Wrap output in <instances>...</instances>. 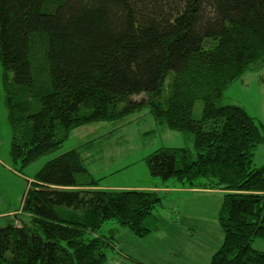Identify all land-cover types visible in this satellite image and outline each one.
<instances>
[{
    "label": "trees",
    "instance_id": "16d2710c",
    "mask_svg": "<svg viewBox=\"0 0 264 264\" xmlns=\"http://www.w3.org/2000/svg\"><path fill=\"white\" fill-rule=\"evenodd\" d=\"M0 61L15 163L53 152L78 126L149 106L195 146L155 150L152 175L224 191L223 241L208 264H264L253 247L264 237V164L252 165L264 131L223 101L264 67V0H0ZM85 153L67 150L28 180L24 218L0 227V264H105L120 231L103 230L108 220L141 237L158 231L162 191L102 188Z\"/></svg>",
    "mask_w": 264,
    "mask_h": 264
},
{
    "label": "rangeland",
    "instance_id": "374dc122",
    "mask_svg": "<svg viewBox=\"0 0 264 264\" xmlns=\"http://www.w3.org/2000/svg\"><path fill=\"white\" fill-rule=\"evenodd\" d=\"M4 67L0 61V213L12 211L15 217L21 208L28 180L49 160L67 150L85 149L87 168L98 183L112 188H137L138 185L163 184L180 191L161 190L164 203L154 210L151 220L158 230L144 237L135 235L116 220H108L103 230L120 228L117 244L109 248L105 264L126 263V257L144 264H208L222 244L223 232L218 222L223 192L216 189L193 191L178 178L164 181L153 176L147 156L161 147L194 146V136L157 125L149 106L131 112L120 120H98L72 129L61 146L47 152L29 164L15 163L11 149V126L5 100ZM145 94L135 95L141 99ZM223 101L241 105L264 131V67L249 70L228 86ZM202 102L197 101L195 116L202 113ZM253 166L264 164V142L254 148ZM190 185V184H188ZM134 187V188H133ZM194 189V188H192ZM160 190V189H159ZM174 191H177L174 189ZM7 223L0 219V226ZM253 247L264 251V237H257Z\"/></svg>",
    "mask_w": 264,
    "mask_h": 264
},
{
    "label": "crops",
    "instance_id": "0c3cea01",
    "mask_svg": "<svg viewBox=\"0 0 264 264\" xmlns=\"http://www.w3.org/2000/svg\"><path fill=\"white\" fill-rule=\"evenodd\" d=\"M31 181V180H30ZM100 187H102V188H109L108 186H105V185H102V184H100ZM134 187H137V188H143V189H145V188H154V189H160V191L161 190H164V191H169V189H170V191H172V192H178V191H180V189H178L179 187H177L175 184L172 186V187H165V185H164V183L163 184H161V185H159V184H156V185H152V186H148V185H138V186H134ZM133 187V188H134ZM174 189H176L177 191H174ZM189 190H193V191H204V190H206V189H192V188H189ZM215 191H221V190H215ZM221 192H223V191H221ZM22 205V204H21ZM12 214H13V212L12 211H8V212H4V213H0V219L2 218H5L7 221H9L10 219H16V217L17 218H19V219H21V218H24V216H23V213L21 212V208L18 210V212H17V215L15 214V217L14 218H11V216H12ZM17 220V219H16ZM18 221V220H17ZM4 226V225H3ZM1 227V226H0ZM158 231H160V230H158ZM155 233V232H154ZM153 234V233H152Z\"/></svg>",
    "mask_w": 264,
    "mask_h": 264
}]
</instances>
